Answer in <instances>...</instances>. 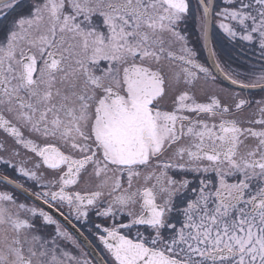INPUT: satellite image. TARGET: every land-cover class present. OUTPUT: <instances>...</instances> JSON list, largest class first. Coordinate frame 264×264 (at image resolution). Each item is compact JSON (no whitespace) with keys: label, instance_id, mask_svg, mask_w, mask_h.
Masks as SVG:
<instances>
[{"label":"flooded vegetation","instance_id":"af4514ba","mask_svg":"<svg viewBox=\"0 0 264 264\" xmlns=\"http://www.w3.org/2000/svg\"><path fill=\"white\" fill-rule=\"evenodd\" d=\"M175 263L264 264V0H0V264Z\"/></svg>","mask_w":264,"mask_h":264},{"label":"water","instance_id":"95a60500","mask_svg":"<svg viewBox=\"0 0 264 264\" xmlns=\"http://www.w3.org/2000/svg\"><path fill=\"white\" fill-rule=\"evenodd\" d=\"M152 257H154V256H152ZM155 258H157V256H156ZM154 260H155V259H154ZM175 264H178V263H175Z\"/></svg>","mask_w":264,"mask_h":264}]
</instances>
